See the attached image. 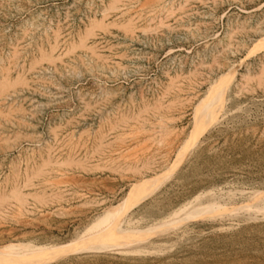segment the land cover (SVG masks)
Listing matches in <instances>:
<instances>
[{
  "label": "rangeland",
  "instance_id": "1",
  "mask_svg": "<svg viewBox=\"0 0 264 264\" xmlns=\"http://www.w3.org/2000/svg\"><path fill=\"white\" fill-rule=\"evenodd\" d=\"M0 251L264 264V0H0Z\"/></svg>",
  "mask_w": 264,
  "mask_h": 264
},
{
  "label": "bare ground",
  "instance_id": "2",
  "mask_svg": "<svg viewBox=\"0 0 264 264\" xmlns=\"http://www.w3.org/2000/svg\"><path fill=\"white\" fill-rule=\"evenodd\" d=\"M114 1V0H113ZM117 1V0H116ZM167 1V0H166ZM174 2V1H173ZM113 3V2H112ZM149 3V2H148ZM214 3V2H213ZM171 4V3H170ZM159 5V4H158ZM157 7V6H156ZM162 7V6H161ZM164 7V6H163ZM180 7V6H179ZM178 8V7H177ZM110 9V8H109ZM165 9V8H164ZM170 9V8H169ZM122 11V10H121ZM128 12V11H127ZM156 12V11H155ZM162 12V11H161ZM108 14V13H107ZM103 16V14H102ZM103 18V17H102ZM141 18V17H140ZM99 20V19H98ZM101 20V19H100ZM130 19H128L129 21ZM93 21V20H92ZM96 21V19H95ZM94 21V23H95ZM127 21V22H128ZM100 21H98L99 23ZM102 22V21H101ZM125 22V21H124ZM93 23V24H94ZM114 23V21H113ZM122 23V21H121ZM120 24V23H119ZM92 25V24H91ZM95 25H97V22L95 23ZM94 25V26H95ZM103 25V24H102ZM105 25V24H104ZM99 26V25H98ZM110 26V25H109ZM90 27V26H89ZM93 27V26H92ZM131 27V26H130ZM88 28V27H87ZM97 28V27H96ZM108 28V27H107ZM126 28V27H125ZM129 28V27H128ZM94 31V30H93ZM235 31V30H234ZM53 32V31H52ZM59 32V31H58ZM86 32V31H85ZM88 32V31H87ZM82 34V33H81ZM81 36V35H80ZM96 36V35H94ZM84 38V36H83ZM86 38V37H85ZM82 41V40H81ZM86 41V40H85ZM99 41V40H98ZM92 43V42H91ZM89 44V43H88ZM90 48V46H89ZM88 48V49H89ZM92 48V47H91ZM41 50V49H40ZM93 52V49H92ZM91 52V53H92ZM95 61V60H94ZM101 63V62H100ZM260 64V63H259ZM69 65V64H68ZM231 69L228 68L227 70H225L224 72L222 71V73H220L218 76H216L213 81H211L210 84V88L209 90L203 95V98L200 101H197V103L195 104L196 106V113H195V117H196V121L193 122V124H191V131L194 133H197L201 127V121L203 120V117L205 114H209L212 112L213 108L215 107V105L217 104L219 97L221 96L225 86H226V80L229 76V72L228 70ZM177 72V71H176ZM207 100L209 105L206 106V110H205V114L202 115L201 111L203 109L202 107V103L203 101ZM202 115V116H200ZM126 123V122H125ZM143 126V125H142ZM144 127V126H143ZM135 128V126H134ZM134 130V129H133ZM138 131V130H137ZM134 132V131H133ZM158 180V178H153V179H145L143 181H140L139 183L135 184L132 187V190L130 191L128 198L126 200V207L128 208L129 205H131L134 201L137 200L136 195L139 194V192H143V188H151V186L155 183V181ZM146 193H143V195H145ZM142 195V196H143ZM125 207V208H126ZM117 216V215H116ZM115 215H112L109 219L106 218L103 221V224L97 228L96 230H94L89 237H84L82 240H80L79 242H77L75 244V246H73L72 251H78V250H83L86 249L87 247H89L94 241L98 240L102 235L105 234V232L108 230V228L110 227V225L113 222V218L116 217ZM57 252H49V251H40V252H36L33 255H31L32 257H42L44 256L43 262H46L47 259H45L46 256H51L52 254L54 255ZM10 253H7L5 251H0V258L4 257V256H9Z\"/></svg>",
  "mask_w": 264,
  "mask_h": 264
}]
</instances>
